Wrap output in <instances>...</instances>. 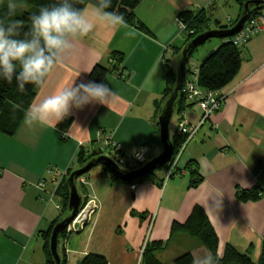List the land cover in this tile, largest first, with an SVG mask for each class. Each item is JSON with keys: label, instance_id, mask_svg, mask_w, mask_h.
Masks as SVG:
<instances>
[{"label": "crops", "instance_id": "crops-1", "mask_svg": "<svg viewBox=\"0 0 264 264\" xmlns=\"http://www.w3.org/2000/svg\"><path fill=\"white\" fill-rule=\"evenodd\" d=\"M11 1L21 3L0 0V7ZM94 7L89 4L84 10ZM202 8L212 29L231 24L238 11L229 0H141L135 13L152 34L128 23L118 28L97 25L64 55L32 104L65 85L95 81L112 89L109 105L73 107L55 127H28L22 119L14 135L0 131V264L46 263L42 234L65 212L59 187L69 169L83 166L76 159L80 148L87 155L99 152V130L111 134L128 154L145 147L147 161L162 151L159 114L167 101L165 61L169 59L171 67L178 63L185 43L180 13ZM240 13L241 8L237 17ZM223 42L213 37L200 45L193 54L199 64L190 68L199 67ZM239 49L238 73L219 90L226 99L190 139L172 177L165 179L166 165L134 182L114 178L100 167L85 173L86 186L76 180L82 201L95 195L99 209L82 230L58 241L67 264H80L89 253L105 256L108 264H145L146 245L161 241L164 247L155 254L165 264H174L187 252L194 258L211 253L183 228L173 230L174 223L187 221L196 205L206 211L218 234L220 256L232 245L258 262L264 243V28ZM114 52L122 53L123 61ZM96 64L114 71L96 81L91 76ZM182 111L190 124L201 119L196 101L186 100ZM179 118L175 112L171 136ZM191 167L202 176L193 187ZM256 185L262 189L257 200L238 199L240 189Z\"/></svg>", "mask_w": 264, "mask_h": 264}, {"label": "trees", "instance_id": "trees-1", "mask_svg": "<svg viewBox=\"0 0 264 264\" xmlns=\"http://www.w3.org/2000/svg\"><path fill=\"white\" fill-rule=\"evenodd\" d=\"M16 1L31 5L33 8L29 10H22L16 7V15L10 17L8 15V11H9L8 4H4L3 6L0 7V13H1L0 15L3 14L4 17L3 21H7L10 19L23 20L25 22V28L23 29V31L28 30V26L30 25L29 18L32 14L38 13L41 7L49 6L53 3L58 2V0H16ZM140 1L141 0H111V7L107 10L115 11L123 15L126 23L136 25L143 31L147 33H151L150 29L138 18V16L135 13V8L140 3ZM236 1H238L241 6V13L231 24L217 25L219 28L227 29L234 26L242 16L244 12V4L248 0H236ZM96 3L97 0H78V2H76L74 6L77 8L85 9V7L89 4L96 6ZM263 12H264V5H260V6L252 5L250 6L249 17L256 16ZM179 17L183 20L185 24V28L183 30L185 32V43L184 46L180 49L181 54L177 63L178 64L177 69L171 67V64L169 63V59H167L165 63L166 64L165 95L167 97V100L171 97L172 92L177 83V77L179 74V61L182 58L183 48L186 47L188 43L198 34L212 29L209 23L210 17L208 16L207 11L204 8L199 10H184L180 13ZM216 37L223 39L224 42L220 44L217 48L213 49L209 57L203 63H201V65L199 66L197 81L198 84L203 88L220 90L225 86H227L228 84H230L236 77L241 65V56H240L239 46L234 45L229 40L230 36L218 35ZM198 47L199 46L195 47L192 51L188 53L189 60L186 69L187 78L190 76L189 74L192 73V69L189 67V61ZM115 53L118 54L120 52H114L113 53L114 57H115ZM118 59L123 61L124 56L122 53H120ZM111 71H114V69L111 67H107L101 64H96L91 71V76L96 81H102L104 77ZM39 88L29 84L26 85V90L22 93L18 89L15 79H13L11 84L7 83L3 79H0V131L1 132L8 135L15 134L18 126L20 125L24 117L25 110L28 108L30 104H32V101L36 96ZM186 100H187L186 92H183V94L175 100L174 107L176 113H180L182 110L186 108ZM161 109H163V107ZM183 139L184 137L181 135H178L176 133L172 134L171 140L174 146L172 156L176 155L177 152L179 151ZM99 155H102L101 152H98L97 154L91 153L90 155H87L85 148L82 147L80 148V151L78 152L76 159L81 165H85L89 160ZM97 165H102L107 173H109L112 177L117 178V176L111 171V169L108 166H106V164L101 163ZM73 171H74L73 168L68 170L63 183L59 187V191L62 192V195L65 198L64 210L67 211V216L70 214V212L68 211V202H69V194H70L68 177ZM191 174L194 177L190 183L191 187L197 186L202 181V176L199 174L198 169L196 167H191ZM144 178L145 177L132 180L129 182L144 180ZM261 191H262L261 187L259 185H256L254 188L251 189H240L237 192V196L238 199L242 201L257 200L260 197ZM82 203L83 201L81 202V205ZM58 221L60 220L59 219L54 220L50 225V227L42 234V237L44 238V251L47 257L45 264H56L50 249V238L53 227ZM178 227L183 228L192 236L197 237L201 241L202 245H204L211 252V254H213L214 257L217 256L219 237L206 211L201 206L196 205L194 207L191 215L189 216L186 222L182 224L174 223L173 230H175ZM67 235L68 234L65 227L59 236V240L60 238L67 237ZM161 247H164L162 241L146 245L143 253V256H145V264H165L161 260H159L155 254V251ZM58 250H59V245H58ZM193 260H194L193 255L190 252H187L175 258L174 264H193ZM61 261L63 262V264H67L65 255L63 257L61 256ZM80 264H108V261L106 257L101 254L89 253L82 259ZM218 264H264V243L258 262L252 259L248 254L240 252L234 246L227 245L223 255L220 256L218 254Z\"/></svg>", "mask_w": 264, "mask_h": 264}, {"label": "clouds", "instance_id": "clouds-1", "mask_svg": "<svg viewBox=\"0 0 264 264\" xmlns=\"http://www.w3.org/2000/svg\"><path fill=\"white\" fill-rule=\"evenodd\" d=\"M76 2L78 0H58L41 7L30 16L27 31H23V20L0 21V79L9 84L15 79L22 93L29 84L44 87L64 55L75 48L78 40L88 37L97 25L126 27L123 15L107 10L111 0H97L91 12L75 7ZM16 7L14 3L8 4L10 17L16 15ZM112 96V89L102 82L65 85L38 103L30 104L24 112L23 123L28 127H55L69 115L71 108H82L92 102L109 105ZM193 264H218V254L195 257Z\"/></svg>", "mask_w": 264, "mask_h": 264}, {"label": "built area", "instance_id": "built-area-1", "mask_svg": "<svg viewBox=\"0 0 264 264\" xmlns=\"http://www.w3.org/2000/svg\"><path fill=\"white\" fill-rule=\"evenodd\" d=\"M217 1V0H215ZM182 30L185 28L183 20L178 18ZM264 28V12L256 16L249 17L244 23L241 30L236 34L229 37V40L237 46L247 42L252 36L259 33ZM167 61V60H166ZM165 61V63H166ZM199 73V67L192 69V77L186 79L183 87V92H186L187 100L198 102L202 116L198 123L190 124L186 119L185 112H180V118L177 121L175 133L184 137L183 142L176 155L172 156L166 163L167 174L165 179H169L174 174L178 165L179 159L186 148V145L193 138L199 128L209 120L214 111L219 109L226 99V94H221L219 90L206 89L198 84L197 78ZM103 131H98V151L103 153L110 148L109 154H112L111 158L118 166L126 165L128 170H134L141 167L147 162L146 148L141 147L133 154H128L124 151L122 144L113 141L111 134L103 135ZM132 161H136L138 164L134 165ZM82 186L88 184V177L86 174L80 175L76 179ZM39 185L43 186L41 182ZM57 189V188H56ZM51 193V196L55 195V191ZM60 208V207H59ZM99 209V201L95 195L88 194L85 197V201L80 206L75 218L67 225V234H74L82 230L85 225L90 221L92 215ZM138 264H141L140 262Z\"/></svg>", "mask_w": 264, "mask_h": 264}, {"label": "water", "instance_id": "water-1", "mask_svg": "<svg viewBox=\"0 0 264 264\" xmlns=\"http://www.w3.org/2000/svg\"><path fill=\"white\" fill-rule=\"evenodd\" d=\"M252 5H264V0L246 1L244 4V12L234 26L227 29L213 28L206 32L200 33L195 38H193L186 47L183 48L182 58L179 61V74L177 77L176 86L172 92L171 97L166 101L162 111L159 114L162 151L158 155L148 160L141 167L130 171L122 170L110 157L106 155H99L92 158L82 167L77 168L73 172H71L68 177V184L70 188L68 211L70 212V214L55 224L50 238V249L56 264H63V262L61 261L60 252L58 250L59 236L63 229L67 227V225L75 218L82 202V196L78 190L76 179L80 175L87 173L94 165L101 163L106 164V166L111 169V171L117 176V178L124 181H132L146 177L147 175L154 172L157 168L166 165V163L173 155L174 146L171 140L170 126L175 111V100L183 94V87L185 85L187 76V63L189 60L188 53L195 47L204 44L210 38L216 37L218 35L232 36L236 34L239 30H241L244 23L249 18L250 6ZM211 53L212 50L203 58L202 62H204Z\"/></svg>", "mask_w": 264, "mask_h": 264}, {"label": "rangeland", "instance_id": "rangeland-1", "mask_svg": "<svg viewBox=\"0 0 264 264\" xmlns=\"http://www.w3.org/2000/svg\"><path fill=\"white\" fill-rule=\"evenodd\" d=\"M13 1H11V3H12ZM229 3H230V6H232V7H236L235 8V10L236 9H238V11H239V8H241V6H239V4H237L236 2H235V0H229ZM17 6L19 7V8H21L22 10H29V9H31V8H33L31 5H28V4H26V3H19V4H17ZM229 8H231V7H229ZM238 11H237V14H238ZM237 14H233V18L234 19H236V17H237ZM218 40L219 39V37H214V40ZM197 55H193V57L190 59V61H189V67H193L194 65H197V64H199V57H196ZM175 69H177V67H178V64L177 63H175L174 64V66H173ZM186 82V81H185ZM173 125V124H172ZM102 155H106V156H108V157H110V158H112L113 157V155L112 154H109V152H107V151H105V152H103L102 153ZM90 161V160H89ZM78 166V163H76L75 164V167H77ZM165 166V165H164ZM100 167H103L102 165H96V166H94V167H92L91 169H90V171L89 172H93L94 170H95V168H100ZM122 170H127V167H126V165H121V166H119ZM162 167H160V168H157L155 171H158V170H160ZM129 171V170H128ZM154 171V172H155ZM166 174H167V171H166ZM77 187H78V190H79V192H80V194H81V196L83 195V192L81 191V187L77 184ZM67 216V211H65V212H62L61 213V215H60V217H61V219H64L65 217Z\"/></svg>", "mask_w": 264, "mask_h": 264}]
</instances>
